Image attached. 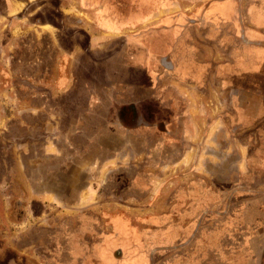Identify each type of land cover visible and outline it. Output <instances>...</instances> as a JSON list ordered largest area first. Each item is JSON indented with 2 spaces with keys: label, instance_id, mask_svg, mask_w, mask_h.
<instances>
[{
  "label": "crops",
  "instance_id": "1",
  "mask_svg": "<svg viewBox=\"0 0 264 264\" xmlns=\"http://www.w3.org/2000/svg\"><path fill=\"white\" fill-rule=\"evenodd\" d=\"M203 3L198 10L197 0L187 13L184 1L167 0L157 12L139 17L135 25L125 28L117 23L106 28L101 21L116 16L119 21L131 19L134 14L113 15L117 3L111 0L87 8L81 7V0H0V29L17 31L13 46L16 94L13 98L8 88H1L0 100L16 101V131L47 133L42 157L31 162L37 164L43 158L59 165L47 173L50 179L58 180L79 165V178L86 183L77 193L78 203L85 196L87 205L99 196L97 184L89 186L88 181L99 178L105 163L130 157L118 152L125 145L119 146L120 130L126 133L127 143L142 140L151 153L177 152L176 159L165 162L184 173L181 184L173 189L176 204L167 200L161 213H151L137 223L127 216L108 215L131 230L151 228L148 223L162 219L170 207L186 206L194 180L202 181L208 192L212 182L219 181L224 188L220 201L227 209L241 202L230 204L236 194H264V185L252 189L236 183L248 164L259 171L258 163L264 160V0ZM40 15L48 16L41 20ZM43 38L46 45L40 43ZM5 45L0 42L1 84L12 78L6 74H11L12 66L5 63L4 55L9 57ZM120 108L124 109L121 118ZM25 115L46 117L47 123L40 128L28 126ZM132 115L139 116L137 125L129 121ZM8 119L0 114L1 133L8 131ZM76 138L81 139L78 148ZM82 147L90 152H79ZM95 149L106 150L111 158L105 160ZM171 186H166L167 197L173 194ZM198 190L203 189L198 186ZM37 194L58 193L50 189ZM252 200H247L248 207L253 206ZM211 206L203 213L214 215L216 208ZM248 207L247 216L252 213ZM149 211L156 213L152 205ZM225 213L216 212L218 217ZM105 228L112 233V227ZM158 250L138 252L131 264H153L152 254Z\"/></svg>",
  "mask_w": 264,
  "mask_h": 264
},
{
  "label": "rangeland",
  "instance_id": "2",
  "mask_svg": "<svg viewBox=\"0 0 264 264\" xmlns=\"http://www.w3.org/2000/svg\"><path fill=\"white\" fill-rule=\"evenodd\" d=\"M101 1L81 0V7L95 6ZM111 1L115 4L126 0ZM182 1L185 3L187 13H191L195 8L193 5L197 2ZM199 1L198 10H201L203 2L211 0ZM73 5L78 8V1H74ZM125 6L119 5L120 9ZM41 16L48 15H40L39 18L42 20ZM143 16L131 15V19L121 21L120 17L116 16L115 20L107 19L101 23H104L106 28H113L117 23L120 27L127 28L137 24L140 21L139 17ZM29 24L32 27L31 21ZM28 38L30 39V36H26L25 39ZM16 39L17 31L5 27L0 29V42L7 44L5 47L9 54V57L4 55V60L8 66L9 63L12 66L11 74L6 72L12 75V78L7 80L5 78L6 81L0 83V89L8 88L13 98L17 86L14 73L17 58L13 48ZM47 42L46 38L40 41L43 45ZM0 67V75L3 77L1 72L4 68ZM15 107L14 99L0 100V114L9 118L5 121L8 131L4 133L0 131V264H98L95 261H101L100 264H131L136 260L133 257L138 252L148 253L155 248L161 250L152 254L153 264H251V262L264 264V251L261 252L264 248V194L249 192L236 194L230 204L234 203L233 201L241 202L227 209V204L220 201L221 189L224 188L219 181H213L208 192L204 189L202 181L194 180L195 187L189 186L193 189L190 190L189 198H185L189 201L186 206L182 203L180 207L178 204L170 207L162 219L148 223L151 228L142 227L138 231L128 229L121 223H115L116 219L108 218V215L127 216L137 223L151 213H161L166 208L165 204L174 201L175 198L167 197L166 186L172 185L169 187L171 191L175 189L181 184L179 178L184 173L178 172V167L171 163L147 164L145 157L147 149L142 146V140H136L135 145L129 141L128 144L126 133L120 130L117 137L120 141L119 146L125 145L119 148L118 152L121 155L130 154V157L123 158L116 164L105 163L97 173L99 178L88 181L89 186L97 184L99 196H94L87 205L84 204L86 197L81 196V202L78 203L77 193L86 183L79 178L80 166L75 164L71 167L73 174L71 172L60 175L57 180L50 179L47 173L56 171L54 169L59 165L50 164L43 158L40 163L33 164L31 162L33 158L42 157L41 147L46 143L48 135L42 130L16 131ZM2 120L4 122L5 119ZM46 120V117L33 118L30 115H25L23 119L28 126L34 124L39 128ZM152 121L164 123L161 119ZM135 137L138 139L137 135ZM104 140L107 141V138ZM80 141V138H76V147ZM90 150L91 152L87 147H82L79 152L93 154L91 146ZM95 151L105 157V160L111 158L106 150ZM65 165L66 163L62 164L61 170ZM258 168L259 171H256L255 167L248 164L247 172L236 183L252 189L264 185V160L258 163ZM148 173H154L150 180L154 186L153 192L165 186L159 197L153 196L154 200L151 201L155 205L162 200L164 202L163 206L154 211L156 213L149 211L150 207H142L151 200L145 196L152 188L147 182L150 177ZM56 175L58 174H50L54 177ZM134 183V188H127V184ZM198 186L203 189L201 192L197 191ZM50 189H54L58 194L56 196L37 194ZM251 198L254 199L253 206H250L252 209L248 207L250 201L247 202ZM156 199L160 201L156 203ZM63 204H66V207ZM209 205L216 208L214 215L203 213ZM247 207L252 210L248 216L245 215ZM225 210L226 215L218 217L216 212L224 213ZM215 219L221 220L213 222ZM142 225L147 226L144 223ZM107 226L112 227V233L107 232L105 228ZM167 247L171 249L162 250ZM102 248H105L104 251Z\"/></svg>",
  "mask_w": 264,
  "mask_h": 264
},
{
  "label": "flooded vegetation",
  "instance_id": "3",
  "mask_svg": "<svg viewBox=\"0 0 264 264\" xmlns=\"http://www.w3.org/2000/svg\"><path fill=\"white\" fill-rule=\"evenodd\" d=\"M106 1V0H105ZM127 1V2H126ZM122 3H118L117 4L114 11L115 13L113 15H129L130 14H134V15H148V14H153L154 12H157V10H159L162 6L163 3H165L167 0H126ZM126 5L124 8L120 9L119 5ZM105 11V10H104ZM106 12V11H105ZM107 13V12H106ZM124 111L123 108H120L118 110V117L121 118L122 116V112ZM139 116L138 115H132L129 116V121L131 122V124H138L139 122ZM177 152L170 150H160L158 152H150V150H146V163L147 164H158V162H161V164H165V162L171 161L176 159L177 156ZM160 159V160H159ZM170 159V160H169ZM140 174V173H139ZM150 174V177L148 178L147 182L149 184V186H151L154 189L153 184L150 182V178L152 176H154V173H148ZM137 174H135L136 176ZM135 178V177H134ZM133 180V179H132ZM135 183L134 184H127V188L132 189L134 188ZM165 186L163 185L162 187H160L159 189H157L156 191H154L152 194L148 193L145 196L149 197L151 200H149L145 205H143L142 207L144 208H149L151 205L155 210H158L157 208H159L161 206V204L163 203V200L158 204L157 202L160 201V199H162V197L160 199H156V203L157 205H155V203H152L151 201L154 200V197H159L160 193L162 192V190H164ZM174 188V187H173ZM109 190V188H108ZM173 194L169 195L168 197H175L172 201L173 204H176V195L174 193L175 190H173ZM144 210V209H142ZM149 210V209H148ZM139 221V220H138Z\"/></svg>",
  "mask_w": 264,
  "mask_h": 264
}]
</instances>
